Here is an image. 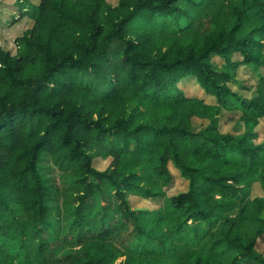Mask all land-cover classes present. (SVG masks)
<instances>
[{
	"label": "trees",
	"instance_id": "obj_1",
	"mask_svg": "<svg viewBox=\"0 0 264 264\" xmlns=\"http://www.w3.org/2000/svg\"><path fill=\"white\" fill-rule=\"evenodd\" d=\"M17 4L35 25L16 55L0 49V264H264V196L248 193L264 191V75L236 79L264 67V0ZM234 120L244 135L220 131ZM47 162L72 174L67 209ZM170 163L189 179L175 196ZM128 195L162 203L137 211Z\"/></svg>",
	"mask_w": 264,
	"mask_h": 264
},
{
	"label": "rangeland",
	"instance_id": "obj_2",
	"mask_svg": "<svg viewBox=\"0 0 264 264\" xmlns=\"http://www.w3.org/2000/svg\"><path fill=\"white\" fill-rule=\"evenodd\" d=\"M34 3H39L40 0H33ZM107 2L112 6H117L119 0H107ZM18 0H0V49L4 52L10 53L11 56L16 55L17 47L15 40L25 34V32L31 30L35 25V20L30 17L21 18V13L19 12ZM256 68L255 66L251 67H239L237 71L236 79L239 83L245 85H256L258 82V75H264L263 65ZM180 87L188 94V96L194 97L199 96L201 92L198 90L196 83H193L192 80H185L181 82ZM241 94L246 98H252L256 94V89L253 87L250 90H242ZM209 122L207 120H200L195 118L193 120V127L195 131H201L208 126ZM220 131L222 133H228L234 137L242 136L246 132V127L244 123L239 120H234L231 122L226 121V123L220 126ZM259 136L254 138L255 144L264 143V119L261 120L260 125L257 128ZM110 165V160H102L101 158H96L94 161V168L97 171H105ZM44 167L47 169L46 174L48 176H53L57 179L59 187L63 189L65 197L62 200V207L67 209V206L72 202L70 194L75 192V187L69 186V181L71 180V173H61L56 170L52 165L47 162L44 164ZM169 170L172 174L171 183L165 188L168 196H175L180 193H184L189 188V179L184 178L180 171L172 164H169ZM250 198H258L264 196V191L259 182H254L251 187L248 189ZM130 207L133 210H146L152 211L158 208L162 203L161 199H144L138 196L128 195L127 196ZM105 203H101L104 205ZM115 205V203H113ZM96 211L100 209L99 205L95 207ZM54 219L56 222H59L60 225L67 223V220L64 218V213L59 215L55 213ZM119 212L115 208H112V213L110 215V221L119 220ZM70 250H80L79 247L75 245H68L61 247L57 250V253L61 256L63 253ZM255 253L262 258H264V235H262L255 246ZM123 259H119L116 264H120Z\"/></svg>",
	"mask_w": 264,
	"mask_h": 264
}]
</instances>
